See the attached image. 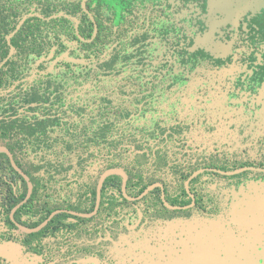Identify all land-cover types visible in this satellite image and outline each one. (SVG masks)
Here are the masks:
<instances>
[{"label": "flooded vegetation", "instance_id": "obj_1", "mask_svg": "<svg viewBox=\"0 0 264 264\" xmlns=\"http://www.w3.org/2000/svg\"><path fill=\"white\" fill-rule=\"evenodd\" d=\"M0 264H264V0H0Z\"/></svg>", "mask_w": 264, "mask_h": 264}]
</instances>
